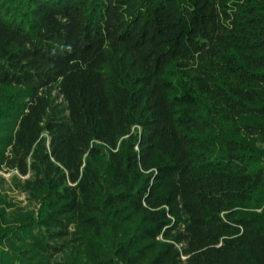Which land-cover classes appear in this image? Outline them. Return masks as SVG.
Masks as SVG:
<instances>
[{"label": "trees", "instance_id": "16d2710c", "mask_svg": "<svg viewBox=\"0 0 264 264\" xmlns=\"http://www.w3.org/2000/svg\"><path fill=\"white\" fill-rule=\"evenodd\" d=\"M0 264H264V0H0Z\"/></svg>", "mask_w": 264, "mask_h": 264}, {"label": "rangeland", "instance_id": "374dc122", "mask_svg": "<svg viewBox=\"0 0 264 264\" xmlns=\"http://www.w3.org/2000/svg\"><path fill=\"white\" fill-rule=\"evenodd\" d=\"M7 177H9V175L7 174ZM10 195H12V197H14L17 201L22 202L23 204H27V196L24 194H20L18 192L15 191H9Z\"/></svg>", "mask_w": 264, "mask_h": 264}]
</instances>
